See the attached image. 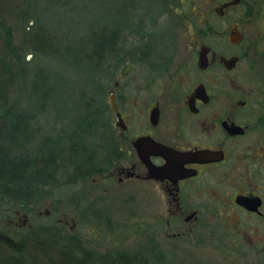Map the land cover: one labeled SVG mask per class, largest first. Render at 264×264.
<instances>
[{
	"label": "flooded vegetation",
	"instance_id": "af4514ba",
	"mask_svg": "<svg viewBox=\"0 0 264 264\" xmlns=\"http://www.w3.org/2000/svg\"><path fill=\"white\" fill-rule=\"evenodd\" d=\"M168 5L175 30L110 68L104 192L166 197L176 223L264 253V0Z\"/></svg>",
	"mask_w": 264,
	"mask_h": 264
},
{
	"label": "rangeland",
	"instance_id": "374dc122",
	"mask_svg": "<svg viewBox=\"0 0 264 264\" xmlns=\"http://www.w3.org/2000/svg\"><path fill=\"white\" fill-rule=\"evenodd\" d=\"M168 1L70 0L64 6L58 2L56 10L45 8V0L32 4L40 22L50 27L57 38L69 39L72 44L85 42L91 47L94 34L116 31L119 42L115 45L116 52L106 53V61L97 68L95 60L91 63L83 57L78 64L72 59L59 60L51 53L42 56L30 49L23 50L28 67L42 66L47 72H57L58 87L63 85L58 88L59 98H48L44 107L37 105L42 101L29 96L22 100L24 107L36 105V113L30 120L34 129L30 147L36 152L45 138L56 139L60 169L57 181L42 186L41 194L33 202L0 197V239L18 246L42 237L44 227L58 225L96 253L142 252L149 256V264H264L262 250L253 251L246 237L239 239L218 231L214 222L215 234L211 231L206 236L203 229L195 231L194 223H176L166 197L129 196L128 185L105 193L111 180L105 177L110 167L109 154L106 140L100 137L101 130L81 135L78 155L70 152L72 141L68 134L86 110H99L101 116L95 115V126L106 129L102 122L105 124L110 117L111 66L117 69L114 77L121 78L120 67L127 59L126 51L139 50L144 34L161 38L175 30ZM30 25H35L34 19L24 20L20 26L15 24L14 36L19 44ZM89 51L83 49L81 53L90 54ZM95 177L100 180L94 182ZM168 220L172 221L171 226ZM230 241L234 242L231 246ZM237 241L241 242L240 247ZM155 246L162 251L160 260L155 256ZM6 251L0 247V261ZM7 252L14 253L10 249Z\"/></svg>",
	"mask_w": 264,
	"mask_h": 264
},
{
	"label": "trees",
	"instance_id": "16d2710c",
	"mask_svg": "<svg viewBox=\"0 0 264 264\" xmlns=\"http://www.w3.org/2000/svg\"><path fill=\"white\" fill-rule=\"evenodd\" d=\"M69 1L45 0V8L56 10L58 2L64 6ZM6 3L9 7H6ZM33 3L36 0H0V197L26 203L38 198L42 186L57 181L60 162L56 139L45 138L36 152L30 147V140L34 136L30 120L36 113V105L34 108L24 107L22 100L29 96L36 101H42L37 105L43 104L44 107L48 98H59L58 88L63 85L58 87L57 72H47L42 66L28 67L23 50L30 49L34 54L42 56L51 53L59 60L72 59L78 64L83 57L91 63L95 60L97 68L106 61L107 54L119 42V33L116 31L94 34L91 36L95 37L91 47H87L85 42L72 44L69 39L65 41L64 38H57L50 27L40 22V16L32 10ZM32 19L35 20V25L29 26L23 43L19 44L14 36L15 24L20 26L24 20L30 22ZM102 19L106 20L104 17ZM88 48L90 54L81 53ZM95 115L100 117V111L83 112L78 125L68 134L72 141L70 152L74 156L78 155L81 146L78 138L89 131L92 133V130H97ZM43 229L42 237L25 241L18 246L0 239V247L14 251L10 254L6 251L1 264L150 263L149 256L142 252L96 253L81 239L63 232L58 225ZM154 248L156 252L152 251L160 260L162 251L156 249V246Z\"/></svg>",
	"mask_w": 264,
	"mask_h": 264
},
{
	"label": "water",
	"instance_id": "95a60500",
	"mask_svg": "<svg viewBox=\"0 0 264 264\" xmlns=\"http://www.w3.org/2000/svg\"><path fill=\"white\" fill-rule=\"evenodd\" d=\"M114 107L116 108V106L114 105ZM119 117H120V114H119ZM245 199H247V198H241V199H239V201L241 202V203H243V204H246L247 205V203L245 202Z\"/></svg>",
	"mask_w": 264,
	"mask_h": 264
}]
</instances>
